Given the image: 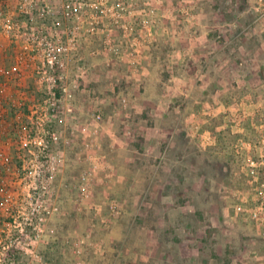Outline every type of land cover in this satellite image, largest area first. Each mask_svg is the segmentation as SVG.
I'll use <instances>...</instances> for the list:
<instances>
[{
	"label": "rangeland",
	"instance_id": "obj_1",
	"mask_svg": "<svg viewBox=\"0 0 264 264\" xmlns=\"http://www.w3.org/2000/svg\"><path fill=\"white\" fill-rule=\"evenodd\" d=\"M131 1L138 52L92 53L98 38L69 56L49 157L20 149L19 131L51 87L32 64L0 74V264H264V226L247 214L258 153L238 147L264 127V6ZM16 58L0 34V70Z\"/></svg>",
	"mask_w": 264,
	"mask_h": 264
},
{
	"label": "built area",
	"instance_id": "obj_2",
	"mask_svg": "<svg viewBox=\"0 0 264 264\" xmlns=\"http://www.w3.org/2000/svg\"><path fill=\"white\" fill-rule=\"evenodd\" d=\"M15 1L16 7L13 9L7 0H0V34L15 44L17 53L16 61L10 67L1 69L0 74L6 80L16 79L21 75V67L32 64L37 82L51 87L45 106L31 108L29 124L22 125L19 131L20 149L31 152L36 144L40 157L47 158L49 153H45L46 150L58 143L56 132L51 131L52 123L56 120L51 118L61 103L73 97L64 72L69 56L78 51L82 44L98 38L102 40L101 48L92 47V53L101 51L120 56L124 52H138L137 43L131 38L136 20L131 13V0ZM256 4L264 6V0H257ZM142 28L151 36L152 25L146 19L142 20ZM116 33L120 34L124 45L111 41L110 38ZM73 84V90H76L82 81L76 79ZM97 118L100 119V115ZM258 130L260 137L256 143H239L238 147L244 151L256 150L258 153L246 155L245 175L249 181L248 191L252 203L247 214L264 226V127ZM2 158L4 165H7L9 158ZM235 210L238 213L246 212L241 204ZM9 245L0 237V262L4 260Z\"/></svg>",
	"mask_w": 264,
	"mask_h": 264
},
{
	"label": "crops",
	"instance_id": "obj_3",
	"mask_svg": "<svg viewBox=\"0 0 264 264\" xmlns=\"http://www.w3.org/2000/svg\"><path fill=\"white\" fill-rule=\"evenodd\" d=\"M245 52L246 53H250V50L246 47ZM256 70H257V72L256 71L254 72V74L256 75V78L258 79L259 74H260V77L259 78H262V76H261L262 74H261L260 70L259 69H256ZM246 113H248V112H246ZM261 116L264 117V113ZM244 117H245V113H244Z\"/></svg>",
	"mask_w": 264,
	"mask_h": 264
}]
</instances>
